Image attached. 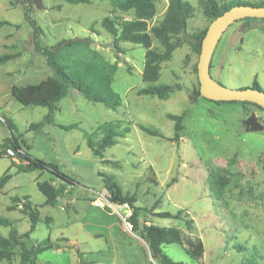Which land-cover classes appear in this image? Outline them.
<instances>
[{
  "label": "rangeland",
  "instance_id": "374dc122",
  "mask_svg": "<svg viewBox=\"0 0 264 264\" xmlns=\"http://www.w3.org/2000/svg\"><path fill=\"white\" fill-rule=\"evenodd\" d=\"M183 1L194 11L186 31L179 35L182 45L160 64L155 85L173 87L168 98L160 100L138 94L147 85L142 80L144 49L120 42L117 52L112 37L100 25L106 17L116 23L130 20L131 11H120L109 0L88 4L34 0L32 19L43 30L41 44L52 47L62 40H87L104 62L115 65L111 88L121 98L120 107L112 110L70 90L58 104L54 124L37 133L29 126L41 121L47 109L22 106L12 97L11 88L38 84L50 72L33 50L31 28L21 7L13 6L12 0H0V22L7 23L0 25V54L17 55L0 65V145L13 135L29 147L30 155L56 165L76 182L64 188L70 194L57 199L55 206H45L36 183L49 182L51 175L16 173L17 159L2 155L0 178L9 173L11 179L0 190V217L10 225L0 227V234H23L29 229L21 205L8 211L14 205L12 198L28 196L39 222L29 239L20 240L28 248L51 246L37 256L35 264H161L145 240L126 225L129 208L108 202L106 187L113 185L122 194L135 196L140 225L179 231L177 243L162 247L173 262L243 264L250 260L264 264V111L254 105L216 104L202 98L192 103L199 86L196 38L212 20L204 13L207 0ZM213 1L219 7L234 1L264 2ZM154 6L148 28L162 20L168 0H154ZM60 48L70 72L82 56L70 47ZM151 48L162 51L155 40ZM210 65L211 78L228 89L250 87L256 76L264 90V20H240L228 27ZM182 113L183 129L176 139L174 122L167 115ZM5 118L15 125V132L6 127ZM107 123H118L117 131L128 129V133L116 138L117 144L106 148L101 158H95L89 145L100 141ZM138 125L155 128L162 137L150 136ZM51 184L57 187L59 182ZM177 211L182 219L192 220L191 229L181 220L156 216ZM196 239L203 245L199 260L187 255ZM17 253L18 249L0 264H20Z\"/></svg>",
  "mask_w": 264,
  "mask_h": 264
},
{
  "label": "trees",
  "instance_id": "16d2710c",
  "mask_svg": "<svg viewBox=\"0 0 264 264\" xmlns=\"http://www.w3.org/2000/svg\"><path fill=\"white\" fill-rule=\"evenodd\" d=\"M68 4H88L90 0H62ZM109 2L120 11H131L132 18L116 23L109 18H103L100 22L101 27L112 37V44L114 49L119 52L120 42H126L133 45L140 46L144 49V66L142 70V80L147 85L138 91L139 95L155 96L160 100H166L173 87L165 84L155 85L159 77L160 64L170 60L173 52L182 45V40L179 35L183 34L187 28V20L193 15V7L183 0H168V6L162 20L155 26L148 28V21L155 15L154 0H109ZM13 6H20L23 11L24 20L31 28L33 50L40 55L50 72L43 81L38 84H27L24 86H12V97L24 107H44L47 113L42 117L41 121L32 123L29 130L33 132H41L44 127L54 124V114L58 110L59 102L64 99L70 90H75L81 94L87 101L92 103H102L106 108L117 110L121 105V98L118 93L111 88V78L115 72L114 64H107L104 60L92 51L88 46L87 40H62L55 46L46 47L40 42L43 36V30L32 19V12L34 11V0H12ZM237 5H252L256 7H264V2L251 4L248 2L234 1L228 2L223 7L217 6L213 0H207L205 4V15L214 20L220 16L224 11ZM257 18H245L241 21H246ZM264 20V19H262ZM240 21V20H239ZM238 22V21H236ZM7 24L6 22H0ZM206 30L197 35V43L195 44V51L200 54L201 42L204 38ZM155 40L162 51L157 52L152 49V41ZM61 46L70 47L71 51H77L82 58L77 60L74 68L67 72L70 66L63 64L65 60L61 51ZM15 54H0V65L14 59ZM211 65L209 66L210 69ZM251 88L264 91L260 84L254 77ZM198 98H202L199 93V86L192 96V103L196 102ZM204 99V98H202ZM206 100V99H204ZM209 101V100H207ZM212 102V101H209ZM216 104H233L239 103L242 105H254L248 102H212ZM256 106V105H254ZM258 107V106H256ZM259 109H262L258 107ZM263 110V109H262ZM264 111V110H263ZM184 113L181 115H167V118L174 122L175 138L177 134L183 129L181 121L184 118ZM6 127L11 132L16 131L15 125L7 118L4 119ZM118 123H107L106 130L103 137L96 144L92 142L89 148L92 150L93 157L101 158L103 151L111 146L117 144L116 138L122 137L128 133V129L119 132ZM112 125V126H111ZM68 129L66 127H63ZM139 130L150 136L162 137L160 132L152 127L138 125ZM70 129V128H69ZM110 129V131H108ZM11 149L18 164L13 165L16 173H27L33 171L47 172L51 175L49 182H37L36 187L38 191L44 196L45 206L53 207L57 199L70 194V191L65 192L66 186H74L75 180L61 171L52 163L44 162L30 155L27 151L29 147L22 146L17 138L11 135L6 139L4 144L0 145V159L2 155L5 156V150ZM9 158V157H8ZM11 179L9 173H5L0 178V190ZM59 182L56 187L51 182ZM106 190L109 193L108 202L117 206H127L131 211L129 217L125 220L131 228L132 232L138 233L142 239L145 240L150 254L157 258L161 264H180L173 262L162 250L164 245L177 243L180 240L179 231L174 227H159L153 225H140L138 219L139 209L136 207V198L130 193L122 194L117 187L107 186ZM13 206L8 207V211H12L15 207L21 205V213L26 215L30 221L29 229L23 233L18 234L15 231L9 233L8 236L0 234V262L9 260L18 249V257L20 264H35L36 258L41 253L51 249L49 244L33 245L30 248L26 246L24 241L20 239H29L30 234L35 230L39 222V214L37 209L31 207L29 197L23 196L22 200L14 197L12 198ZM181 211L175 214L167 212L158 213L156 216L162 219H173L183 221L186 229H191L192 220L182 219L180 217ZM9 221L0 217V227H8ZM203 245L199 239L190 245L187 255L193 260L202 258ZM83 264V263H82ZM243 264H256L248 260Z\"/></svg>",
  "mask_w": 264,
  "mask_h": 264
},
{
  "label": "water",
  "instance_id": "95a60500",
  "mask_svg": "<svg viewBox=\"0 0 264 264\" xmlns=\"http://www.w3.org/2000/svg\"><path fill=\"white\" fill-rule=\"evenodd\" d=\"M245 18L264 19V7L233 6L210 22L201 42L197 63L199 93L202 98L212 102H248L264 110V91L251 87L228 89L214 81L209 75L211 58L223 33L233 23Z\"/></svg>",
  "mask_w": 264,
  "mask_h": 264
},
{
  "label": "built area",
  "instance_id": "2783aa9c",
  "mask_svg": "<svg viewBox=\"0 0 264 264\" xmlns=\"http://www.w3.org/2000/svg\"><path fill=\"white\" fill-rule=\"evenodd\" d=\"M5 156L13 158L14 157V153H13V151L11 149H6L5 150Z\"/></svg>",
  "mask_w": 264,
  "mask_h": 264
}]
</instances>
